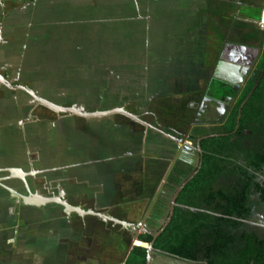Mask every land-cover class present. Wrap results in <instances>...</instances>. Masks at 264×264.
Here are the masks:
<instances>
[{"label":"rangeland","instance_id":"obj_1","mask_svg":"<svg viewBox=\"0 0 264 264\" xmlns=\"http://www.w3.org/2000/svg\"><path fill=\"white\" fill-rule=\"evenodd\" d=\"M239 2H230L234 3L231 7L234 14ZM245 3L264 6L263 0ZM222 5L204 0H41L40 6L45 11L42 14L39 7L36 9L33 23L38 27L30 33V39H35L31 51L36 76L32 80L52 102H63L65 99L60 95H66L68 104L90 111L109 110L127 103L128 110H143L149 98L160 95L159 87L144 81V63L156 53V43L160 45L166 34L175 38L170 39V48L178 39L177 46L188 39V54L181 51L186 56L202 54L211 48V57L206 61L212 66L220 42L214 38L213 27L205 16L209 7L215 10ZM192 7L198 9L195 19L190 16ZM243 11L245 16L235 15L234 22L232 13L226 19L215 17V28L220 34L230 31V40L242 46L257 44L261 34L253 30L257 28L250 20L253 18L249 19L251 10L243 8ZM206 36L209 44L203 43ZM205 75L199 80L187 77V89L174 97L163 95L152 100L151 110L157 107L166 118L188 127L197 113L201 90L206 87ZM145 84L148 90L142 87ZM161 121L165 123L166 119ZM149 123L153 124V120L149 119ZM39 136L46 140L36 144L46 155L63 146L90 145L83 163L101 161L94 162L91 168L82 166L66 176L45 179L65 181V189L76 200L83 192L82 203L96 207L95 211L103 212L114 205L110 208L111 215L134 224L145 215L176 148L158 133L121 115L99 121L66 118L63 124L46 125ZM105 159L112 160L104 163ZM56 211L50 221L64 217L60 209ZM72 219V230L76 233L73 236L80 241L75 244L67 240L65 245L76 248L78 259L84 263L90 258L93 264H122L127 238L119 227L86 217L87 227L83 229L77 216L72 215ZM74 255V250L69 251V257L73 259Z\"/></svg>","mask_w":264,"mask_h":264},{"label":"flooded vegetation","instance_id":"obj_2","mask_svg":"<svg viewBox=\"0 0 264 264\" xmlns=\"http://www.w3.org/2000/svg\"><path fill=\"white\" fill-rule=\"evenodd\" d=\"M247 1H250V0H240V2L238 3L240 6L236 4L237 6H239L237 7L235 11L236 15H238L239 13L243 15L245 13V11L241 9V6L248 5L245 3ZM253 1H260V0H252V2ZM14 2H15V6L12 12L19 15V28L20 27L21 28L24 27L25 29L27 28L25 31H29L31 33V31H33L35 27L36 28L38 27L37 25H34L33 23L34 16L36 14L35 12L36 9L39 7V11L42 14L45 11V9H43L40 6L41 0H14ZM253 5H254L253 7L260 6L257 3H254ZM245 7L246 6H243L244 9ZM254 24L256 25L255 21H254ZM244 27L245 26H241L242 29ZM256 28L260 31V34H261L260 42L257 44H251V45L249 44V45H243V46L259 49V52L253 62L252 67L250 68L249 73L247 74L244 80L243 85L239 89L232 88L230 86L221 84L213 78L214 69L218 65V63H220V61L223 60V58H228V57L232 58L233 54H234V57L237 58V55H240L238 50L230 46V44H236V45H240V44H238L235 40L234 41L230 40L229 38V36L231 35L230 31H228L227 34H224L223 39L221 43L219 44L220 46L217 49L213 65L210 66L209 68V73L207 74L208 79L206 81V87L203 88V90H201L202 97L200 100L197 113L195 114L194 119L189 123L188 127H185V128L183 127L181 129H173L167 126L164 127L162 126V124H159V121H157L156 115L154 113H151L149 110L148 111L145 110L140 113H135V111L128 110L127 105L122 106L128 112L139 115L142 121L149 123V119L153 120V124L149 123L150 125H152L155 128L160 129L161 131L165 133H168L176 137L177 139H181L183 138V136H186L185 141H187L191 145L188 150L187 149L184 150L183 146L180 145L179 143H174L173 141L166 139L164 137L166 140L172 142L175 145L176 147L175 152L172 155L171 160H169L167 170L165 171V174L163 175L161 182H159L155 190V193L149 203V206H148V209L145 215L136 223V224L141 223L140 226L138 227L137 230H135L132 228H122L121 226L116 225L117 227H119V229L123 231V233L125 234L127 238V241H126L127 248L129 246L131 237L133 235H135L137 239L139 236L145 235V234L151 236L157 230L162 220L166 218L167 216L166 212L169 208L170 199L173 193L175 192L176 187L179 186V185H176L172 192H169L166 188H164L166 178L170 170L172 169V167L179 164L180 167L184 171L189 172L187 177L191 173L196 171L199 165L201 167L202 160H203V151L201 150V153L197 151L196 141L203 137L194 134V130L199 129V128L206 130L208 133H210L209 135L204 136L207 138H210V137L220 138L222 135L227 136L228 134H224V133L222 134L221 132L222 130L219 132L218 131L219 129L217 128L218 127L220 128L222 126L224 119L227 117L229 112L233 109V106L235 105L239 97L241 96V93L246 83L248 81H253L254 87L256 88L259 85V82L261 81V79L264 77V73H263L264 65L262 69L259 70L258 68V65L264 54V45H263L264 31H261L257 27V25H256ZM30 37L31 36H29V38ZM34 43H35V39L32 37L26 43L27 47L22 48L21 46L19 48V51H18L19 65H18L17 70H15L12 73V75H8V73H6L2 76L6 79L7 82L6 84H0V87L4 88L6 91L10 90L14 94L13 98L18 103L17 106L13 109L14 111H13L12 118L9 114L7 115L5 113L3 115L2 125L3 126L8 125L10 122H12L14 126L16 127V129H18L20 137L23 139L29 140L28 144L31 145L29 151H30V154L32 155H31L30 160L26 162L27 164L26 172H36V171L39 172L38 174H34L33 178L30 179L31 180L30 184L32 188L36 190L38 189V187H42L43 189L48 190L53 187L52 186L53 184H56V187H59L57 184L59 185L61 184L60 186L62 188H65L64 187L65 181H63V183L61 182L58 183V181L54 183L52 180L50 179L46 180L45 178L50 177L51 173L53 172L59 171V173H62L61 175L66 176L65 174L68 173L70 170L79 169L82 166L91 168L92 164H95L101 160L87 161L83 163V160H86V155H87L88 150L91 148V146L88 145L87 143H83L78 146L76 145L75 147L74 146H67V147L63 146V147H60L56 152H51V153L49 152L46 155L43 152V149L40 147V145L36 144L37 142L43 143L46 140L45 137L39 138L40 137L39 133L43 132L44 129L46 128V125L48 124H54V123L63 124L66 118H79L82 120H92V119H83L74 114L57 113L54 110H51L50 108L36 101L35 98H33V96L30 95L28 91L33 92L34 97L45 100L47 102H50L62 108H75L77 110L87 111V112H94L98 110L90 111L87 108H84L80 105H76V104L70 105L68 104L67 99L65 98L66 95L64 96L60 95L62 97V100L65 99V101L63 102L61 101L59 103L52 102L43 95V92L41 90L39 91V89L36 87L35 81L32 80L36 76L34 74L35 70L32 68L34 67V62L32 58L33 52L31 51V46ZM210 52H211V49L205 52L206 58L210 59L211 57ZM250 56H251V53L247 52L246 56L244 57V61L250 62L251 60ZM21 88H24V90L26 89V91L22 90ZM253 89H252V92H253ZM254 108H255V113H254L255 118L253 120H250L249 122H245L242 128L240 129V131L237 125L234 131L230 133L229 134L230 136L228 137L229 138L228 142L231 145L230 148L228 149L229 152L227 151V148H224L222 151L224 154L229 153L230 155L233 156L232 161H234L235 164L240 166L243 169V171L246 172L247 175L252 178V182L259 183L264 187V163H262L260 170H256L253 166L249 164V162L256 161L257 156H261L264 159V91H260L257 94L256 101L254 102ZM222 113H223V118L219 120L220 117L222 116ZM238 114H239V110H238ZM116 115H120V114H116ZM165 129H167V131ZM155 133H158V132H155ZM111 160L112 159H105V161L103 162L108 163ZM44 162L46 164L42 165V163ZM122 173H125V172L122 171ZM164 176H166L165 179H163ZM234 181H236V176H234L233 173L220 174L218 178L214 181L212 185V189L214 192H217V191L228 192L232 189L231 185L232 183H234ZM61 194H64V199L67 201V203L74 207L80 206L83 210H90V209L96 210V207H93V206L90 207V206H87L86 203H82V199L80 200L77 199V201L76 199H73L72 201L68 197H66L64 192ZM179 194L175 200L174 208L179 207V208L184 209L185 206L177 202ZM156 205L162 206L163 211L161 212L160 216L157 219L153 220L150 217V210L154 208ZM113 206L114 205H110V207H108L107 209H105V211L101 213H104L108 217H114V218L119 217V216L111 215L110 208ZM247 206H248L247 208L250 210L249 215L247 216L245 220L240 221L242 227H240V229L238 230L236 229L232 231L231 234L234 237L238 238L243 229H248L249 231L254 232L258 238L264 240V200L261 199L259 194L254 193L253 189L249 190ZM200 211L207 212L205 210H200ZM72 215H75L78 217L77 214L72 213L70 218L72 217ZM86 217H91L95 221H98L99 223L104 224V225L110 223L112 226H114L110 221L104 220V218H98V217H92V216H85L84 218L78 217L81 227H83V229L87 227ZM119 220L125 221L123 219H119ZM142 230H145L146 233L142 232ZM153 257H154L153 264H159V261L157 259L158 256L156 253L154 254Z\"/></svg>","mask_w":264,"mask_h":264},{"label":"crops","instance_id":"obj_3","mask_svg":"<svg viewBox=\"0 0 264 264\" xmlns=\"http://www.w3.org/2000/svg\"><path fill=\"white\" fill-rule=\"evenodd\" d=\"M205 1L206 3L223 4L222 7L215 10L209 7L208 14L205 16L206 20L213 27L211 30L215 34L214 38H217L218 42L221 43L224 34H220V31L215 28L217 19L214 18L226 19L230 15L229 13H232V20L234 22L236 12L234 14V10L232 11L231 8L234 3L233 5L230 4L233 0ZM252 5L249 7L248 5L243 6L251 10L252 16L249 17L250 15H248V17L249 19L253 18L250 19L252 23L254 21L256 23L264 6L253 7ZM14 6V0H0V76L6 73L12 75L17 70L19 65V48L21 46L22 48L27 47L26 43L30 39V32L25 31L27 28H19V15L12 12ZM243 6H241V9H243ZM193 10L196 9L192 7V10H190L191 19H195V15L198 13V9L195 12H192ZM202 13H205V11L202 10ZM237 19L239 18L237 17ZM233 22L229 27L230 29L233 26ZM253 30L259 31L255 28ZM187 36H190L193 41L192 35L188 34ZM170 39L175 40V38L168 36V34L165 37L162 36L160 45L156 43V53L153 54L151 60L148 61L146 59L144 63L146 66L144 81H150L153 87H157V89L159 87L160 89V95L149 98V103L152 100L159 99L163 95L174 97V95L182 93L183 89H187L189 86L187 77L193 76L196 77V80H199L204 78V74H206V79H208L207 74L211 65L206 61L205 52L202 54L194 53L190 56L181 55V51H185L188 54L189 40L185 39L181 45L178 44L179 46H177L176 43L180 41L178 39L175 41L174 47L170 48ZM207 39L208 36L203 40V43L208 42L209 44L210 41ZM59 81L65 80L59 79ZM145 86L146 84L142 87L145 88ZM145 90L148 89L145 88ZM167 90H171V92ZM13 97L14 94L10 90L6 91L0 87V169H19L22 172H26V162L30 160L32 155L29 151L31 147L28 144L29 140L20 137L18 129H16L12 122L8 125H2L3 115L6 113L12 118L13 109L18 104ZM149 103L143 110L133 109L132 111L140 113L145 111L146 107H149L150 111L152 106ZM126 105L128 106L129 103ZM150 112L156 115L157 121L164 127L167 126L173 129L184 127L181 121L178 122L173 120V118H166L165 113L157 109V107ZM162 119H166L165 123L161 121ZM71 171H69V174ZM61 174L58 171L51 173L50 176H60ZM13 177L12 172L0 173V264H93L90 258L85 263L78 259L79 255L76 254V248H70L65 245L68 242L67 240L75 244L80 241L79 237L74 238L75 236H73L76 233L72 230V217L68 219L62 209L55 204H48L40 209L25 205L24 201L18 195H15V192L18 191L22 196H26V193L21 182L18 181L20 179ZM53 182L55 183L56 181L54 180ZM52 186L48 190L42 187H38L35 190L31 186V191L32 193L36 191L43 197L57 196L64 192L70 200L76 199L72 198L67 188H62L60 185L56 187V184ZM70 188L72 189V187ZM82 193L80 196H77L79 200H83ZM56 209H60L64 217H61L57 221H50V218H53L52 215L57 212ZM73 250L75 251V255L72 259L69 257V251L72 252Z\"/></svg>","mask_w":264,"mask_h":264},{"label":"trees","instance_id":"obj_4","mask_svg":"<svg viewBox=\"0 0 264 264\" xmlns=\"http://www.w3.org/2000/svg\"><path fill=\"white\" fill-rule=\"evenodd\" d=\"M263 63L264 54L258 65L259 70L262 69ZM253 88L254 82L248 81L222 126L217 128L219 132L222 130V134L228 135H222L220 138L210 137L200 142L203 151L201 167L177 200L185 208H174L169 224L154 240L155 252L178 256L196 264H264L263 239L248 229H243L238 238L231 234L242 227L240 221L245 220L250 213L247 208L249 190L253 189V192L264 200V187L252 182V178L232 161L233 156L222 151L224 148H227V151L230 148L228 137L235 127L238 125L240 131L245 122L255 118L254 102L257 94L264 91V77L241 109L237 123L239 107ZM194 134L204 137L210 133L199 128L194 130ZM262 163L264 159L261 156H257L256 161L249 162L256 170H260ZM229 173L236 176V181L231 185L232 189L228 192H214V181L220 174ZM188 174L189 172L184 171L179 164L175 165L166 178L164 188L172 192ZM188 208H194L196 211H190ZM162 211V206L156 205L150 210L151 219H157ZM138 240L149 244L152 237L145 234L139 236ZM136 245L140 243L137 242ZM123 264H146V249L133 247Z\"/></svg>","mask_w":264,"mask_h":264},{"label":"water","instance_id":"obj_5","mask_svg":"<svg viewBox=\"0 0 264 264\" xmlns=\"http://www.w3.org/2000/svg\"><path fill=\"white\" fill-rule=\"evenodd\" d=\"M230 46L233 47L234 49L238 50L240 55H237V58L234 57V54L232 55V58H229V57L223 58V60L220 61V63H218V65L215 67L214 73H213V78L221 84H224L226 86H230L232 88L239 89L243 85L244 80H245L247 74L249 73L250 68L252 67L255 58L258 55L259 49L250 48V47H246V46H242V45H236V44H230ZM247 52L251 53L250 62L244 61V57L246 56ZM240 57H241V59H240ZM263 73H264V68H263ZM6 82H7L6 79L4 77L0 76V84H6ZM21 89L24 90V88H21ZM24 91H26V89ZM28 92L30 95L33 96V98H35L36 101L40 102L42 105L50 108L51 110H54L57 113L74 114V115H77L83 119H96V120L107 119L112 115L120 114L122 116H125V117L139 123L140 125H142L146 129H150L154 132H158L160 135H162L166 139L173 141L174 143H179L180 145L183 146L184 150H186V149L188 150L189 147L191 146L187 141H185L186 136H183V138H181V139H177L176 137H174L168 133H165L158 128L153 127L149 123L142 121L140 119L139 115L132 114V113L128 112L127 110L124 109V107H114V108H111L109 110H98V111H94V112L80 111V110H77L75 108H62V107L56 106L50 102H47L45 100L38 99L37 97H34L33 92H31V91H28ZM251 93H252V91L249 93V95L246 97V99L240 105L239 114L237 117V122L239 121V118H240V110L242 109L245 102L249 99ZM222 118H223V113H222V116L220 117L219 120H221ZM205 138H207V137H203V138L198 139L196 141L197 151L199 153H201L200 142H201V140H204ZM199 169H200V165L198 166L196 171L191 173L188 177H186V179H184L179 184V186L176 187L175 192L173 193V195L170 199L169 208L166 212L167 216L164 220H162V222L160 223L157 230L151 235L152 241L149 244H146V243L139 241L136 238V236L133 235L131 237V241H130L129 246L127 248L126 256L130 253V251L132 250L133 247L140 246V247H143L146 249V264H153L154 263L153 262L154 261L153 256L155 253L158 256L157 259L159 261V264H196L194 262H190V261L183 259V258H180L178 256H174V255L167 254V253L160 252V251L155 252L153 249V244H154V240L163 232V230L169 224L171 217L173 215L175 200H176L178 194L193 179V177L198 173ZM1 172H12L14 174L13 178L20 179V181L22 183V187L26 193V196H22L21 193H19L18 191L15 192V195H18L19 198L24 201L25 205L34 206V207L40 209L41 207L46 206L48 204H50V205L55 204L62 209V211L66 214L68 219L70 218L72 213H75L80 218H84L85 216L104 218V220L110 221L114 226L119 225L122 228H132V229L137 230L141 224V223L133 224V223H128L126 221H121V220L116 219L114 217H108L104 213L97 212V211H94L91 209L90 210H83L80 206L74 207V206L67 203V201L64 199V194H60L59 196L43 197V196L39 195V193L36 191H34V193H32L31 184H30L31 182L29 179L33 178L34 174H38L39 172H37V171L36 172H22L19 169H0V173ZM165 177L166 176H164L163 179H165ZM189 210L196 211L194 208H189ZM142 232L146 233L145 230H142ZM137 242H139L140 245H136ZM126 256L124 257L122 264L124 263Z\"/></svg>","mask_w":264,"mask_h":264},{"label":"built area","instance_id":"obj_6","mask_svg":"<svg viewBox=\"0 0 264 264\" xmlns=\"http://www.w3.org/2000/svg\"><path fill=\"white\" fill-rule=\"evenodd\" d=\"M256 25L261 31H264V9L261 10L260 17L256 21Z\"/></svg>","mask_w":264,"mask_h":264}]
</instances>
